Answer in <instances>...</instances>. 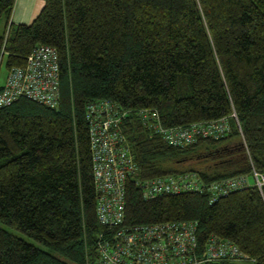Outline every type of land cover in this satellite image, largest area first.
Returning a JSON list of instances; mask_svg holds the SVG:
<instances>
[{"label": "trees", "instance_id": "obj_1", "mask_svg": "<svg viewBox=\"0 0 264 264\" xmlns=\"http://www.w3.org/2000/svg\"><path fill=\"white\" fill-rule=\"evenodd\" d=\"M16 2L0 0V57L8 71L37 44L54 45L61 100L0 107V221L40 243L0 225V264H97L106 228L86 119L96 99L129 110L137 179L264 173V0H45L30 22L13 20ZM140 109L156 110L166 127L227 117L232 129L172 146ZM136 182L127 183L126 224L196 221L200 248L217 237L242 252L210 264H264V185L210 203L195 190L146 199Z\"/></svg>", "mask_w": 264, "mask_h": 264}, {"label": "built area", "instance_id": "obj_2", "mask_svg": "<svg viewBox=\"0 0 264 264\" xmlns=\"http://www.w3.org/2000/svg\"><path fill=\"white\" fill-rule=\"evenodd\" d=\"M2 62L3 54L0 68ZM60 69L57 48L48 43L37 44L25 65H14L8 69L0 88V107L11 105L22 97L58 107L61 100ZM129 114V110L106 98L91 101L86 111L98 194L97 217L106 228L98 236L97 264H210L241 260V250L230 240L211 237L200 248L196 221L126 224L129 179L137 180L146 199L195 190L210 193L209 201L212 203L220 195L250 185L252 177L239 175L205 183L197 173L188 172L137 179L139 165L123 126ZM138 114L144 124L172 146L194 144L200 138H218L232 129L227 117L186 127H166L154 109H140ZM232 116L236 118L235 113ZM253 178V183L262 189L264 173L254 171Z\"/></svg>", "mask_w": 264, "mask_h": 264}, {"label": "rangeland", "instance_id": "obj_3", "mask_svg": "<svg viewBox=\"0 0 264 264\" xmlns=\"http://www.w3.org/2000/svg\"><path fill=\"white\" fill-rule=\"evenodd\" d=\"M44 1L45 0H19L16 11L13 13V15H15L14 16L15 22H20V21L30 22L35 17V15L40 11ZM3 28H4V20H2L0 23V32L3 30ZM6 75H7V69L5 67V61H3L0 68V82H4ZM253 182H254V178L252 176L251 183ZM0 225L4 226L11 232L26 238L28 241L36 245H40L39 242L31 239L30 237L26 236L25 234H23L22 232L18 231L15 228L3 224L1 221H0Z\"/></svg>", "mask_w": 264, "mask_h": 264}, {"label": "crops", "instance_id": "obj_4", "mask_svg": "<svg viewBox=\"0 0 264 264\" xmlns=\"http://www.w3.org/2000/svg\"><path fill=\"white\" fill-rule=\"evenodd\" d=\"M18 3H19V0H17V2H16V6H15V10H14V12L16 11V8H17V5H18ZM13 12V13H14ZM15 15H13V20L15 21V17H14ZM20 22H27V21H20Z\"/></svg>", "mask_w": 264, "mask_h": 264}]
</instances>
